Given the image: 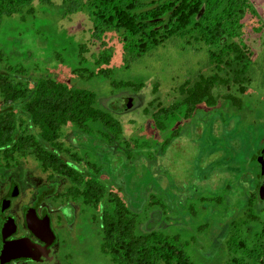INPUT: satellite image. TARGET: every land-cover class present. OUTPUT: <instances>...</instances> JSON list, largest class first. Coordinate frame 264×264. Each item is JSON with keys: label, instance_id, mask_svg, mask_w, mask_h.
<instances>
[{"label": "rangeland", "instance_id": "obj_1", "mask_svg": "<svg viewBox=\"0 0 264 264\" xmlns=\"http://www.w3.org/2000/svg\"><path fill=\"white\" fill-rule=\"evenodd\" d=\"M250 2L257 17L247 14L240 30L241 41L253 52L247 90L243 94L236 87L216 86L215 106L200 104L192 117L167 121L166 130L157 128L153 113L159 102L168 106L178 100V87L186 80L212 72L208 45L174 37L133 60L118 35L108 33L105 40L112 59L100 61L95 54L102 47L91 38L87 6L66 15L68 0L36 1L35 14H25V20L20 14L5 16L0 23V48L7 58L0 66L22 68L16 77L30 86L41 77H53L93 90L97 107L122 123V139L112 142L80 130H65L66 145L77 148L84 158L72 163L120 193L138 214L137 233L178 234L196 264H233L234 257L245 255L229 249L237 236L245 239L246 249L262 253L255 264H264V199L255 205L259 219L250 220L246 214L251 191L262 173L256 155L264 149V0ZM82 43L88 50L79 54ZM229 92L241 103L222 97ZM167 138L169 143H165ZM85 159L99 171L88 167ZM39 167L33 155L21 165L32 173V183H40L34 178L39 176L61 190L70 184L63 177L48 178ZM213 196L220 200H210ZM66 215L57 228L62 253L69 255L67 259L62 255V260L114 264L103 248L100 209L71 203ZM253 261L247 255L241 259L243 264Z\"/></svg>", "mask_w": 264, "mask_h": 264}, {"label": "trees", "instance_id": "obj_2", "mask_svg": "<svg viewBox=\"0 0 264 264\" xmlns=\"http://www.w3.org/2000/svg\"><path fill=\"white\" fill-rule=\"evenodd\" d=\"M36 1L51 4L53 0H0V23L5 16L20 14L25 20L27 14H35L33 3ZM84 6L89 10L93 25L91 38L94 43L100 41L102 47L95 54V59L100 61L110 63L112 59V49L105 40L108 33L118 35L126 55L133 60L174 37L210 47L212 72L186 80L178 87L180 98L172 104L158 103L153 117L159 130H166L167 121L171 119L192 117L200 104L215 106L218 103L213 92L216 86L230 90L236 87L243 94L247 90L253 52L241 41L240 30L247 14L257 17L250 0H68L66 15ZM86 49V43L80 44L79 54ZM5 59L0 48V64ZM21 69L8 64L0 66L3 106L0 109V159L12 164L33 155L48 178L68 179L70 184L62 197L100 209L103 248L114 264H196L185 250L187 242L178 234L154 230L137 233L138 214L120 193L109 190L100 179L72 163H80L84 158L77 148L66 145L65 130H80L110 142L122 139V123L111 112L97 107L96 93L53 77H41L30 86L29 81L17 78ZM122 84L137 89L143 87L134 82ZM222 97L233 104L241 103L231 92ZM169 140L167 138L165 143ZM83 162L94 171L100 169L87 159ZM258 185L251 191L246 207L250 220L259 219L255 211L256 202L260 200ZM213 198L220 200L214 196L209 199ZM229 245V249L243 251L254 259L253 264L262 257L256 249H246L245 239L240 240L239 236ZM245 255L234 257L233 264H241Z\"/></svg>", "mask_w": 264, "mask_h": 264}, {"label": "flooded vegetation", "instance_id": "obj_3", "mask_svg": "<svg viewBox=\"0 0 264 264\" xmlns=\"http://www.w3.org/2000/svg\"><path fill=\"white\" fill-rule=\"evenodd\" d=\"M27 157L12 164L0 159V264H70L62 260L69 255L62 253L57 228L67 219V206L77 203L42 177L32 183L30 170L21 168ZM30 220L41 227L38 233L29 227ZM48 220L53 233L43 229Z\"/></svg>", "mask_w": 264, "mask_h": 264}, {"label": "water", "instance_id": "obj_4", "mask_svg": "<svg viewBox=\"0 0 264 264\" xmlns=\"http://www.w3.org/2000/svg\"><path fill=\"white\" fill-rule=\"evenodd\" d=\"M256 157H257V161L260 162V167L262 169V173L259 178L260 182L258 185V195H259V199H264V149L261 152H259V154L256 155ZM29 225H30L29 227L35 233H38L37 231L41 229V227L39 228L38 225L31 220L29 222ZM43 229L46 230L47 233H53L49 220L45 223Z\"/></svg>", "mask_w": 264, "mask_h": 264}]
</instances>
